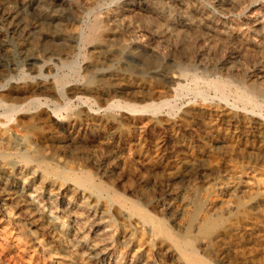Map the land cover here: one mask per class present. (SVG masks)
<instances>
[{
	"label": "rangeland",
	"instance_id": "374dc122",
	"mask_svg": "<svg viewBox=\"0 0 264 264\" xmlns=\"http://www.w3.org/2000/svg\"><path fill=\"white\" fill-rule=\"evenodd\" d=\"M179 1L185 3V2H188L189 0H185V1L179 0ZM198 2L205 9L206 12L208 11L207 13H210L212 15L214 13H216V7H215L213 1L198 0ZM149 3H151V2H149ZM115 4L118 5L117 0H115V1L114 0H97V4L95 6L96 8L94 9V11L96 14L102 15V14L112 10L114 7H116L117 5H115ZM211 5H213V6H211ZM35 6H36V4L33 2V3H31V6L27 9V17L29 19L34 17ZM110 6L113 8H110ZM98 7H99V9H98ZM85 16L82 20L83 22L81 21L78 24L79 25L78 30H79L81 38H78V40H73V41H68V42H64V41L59 40V39L55 40V42H47V41L45 42V40L36 39V38L34 40H33V38L21 39L19 37L13 36L12 34H9L8 32H7L8 33L7 34L6 30L4 31L3 26L0 24V26H1L0 27V34L3 33L0 35V92H1L0 94H2V95L4 94L3 95L4 97L3 98L0 97V99L3 102H6V100L8 101V98L5 97V95L10 93L14 89L13 86H16V85H18L24 81H30V80L35 81L38 79V77H40L39 74H41L42 76L50 74L51 76H54V78L56 80H61L62 82L66 81L65 83H66V86L68 88L74 87L75 85L78 86V84L79 85H88L89 87H95L98 84L101 86L112 85V84L114 86V85L119 84V83L123 84V86H124L123 88L125 90H121V93L117 92L116 94H112L110 96L111 98L110 97L108 98V101H110L109 103H111L113 101L115 104V110H113L110 115H113L116 117L118 116V118H119V114H120L121 109L123 110V109H131L132 108L131 110H133V109L139 110V111L144 110V111H147V113L150 115L151 123H153V124L155 123L154 124L155 128H152L150 131H148L146 133V136L145 135L142 136L143 137V138L141 137L142 139L139 138L138 140H134L129 136L130 133H129V131H127L128 130L127 126L125 124H123L124 122L118 121V123L116 122V125L118 128L116 127V125L113 126L114 128L112 126H110V127L106 128L104 130V132H102V134L99 136L100 138L99 137H96V138L100 140V143H105V141L107 143V141L111 142V141L115 140L118 137V135L120 136V134H121V139L118 142L119 143L118 147L120 148V151H122L121 155L125 156V157H131L133 159H134V157H136L134 159V160H136L139 158L140 155L146 153V156H147L146 160L144 163H142L139 166H137L136 164H135V166L133 165V167H136V168H132L128 172H127V170H129V169H126V168L123 169V167L122 168L120 167L118 170L113 172V175L114 174L115 175L113 176L114 178L113 177L110 178V180H111L110 181L109 178H106L102 174V170H104L105 164L102 166V169L100 168V170H98L95 167L94 168L92 167V169H90L91 167L87 168V167H84L85 164H82L83 161H85V160L90 161L92 158V155L98 154V150H99L98 146H100L99 145L100 143L99 144H98V142L96 143L95 140L91 137L90 138L87 137V141L82 142V144L80 146L81 148L79 147L78 149L72 151L71 154H68V155H58L57 154L56 156L50 158L51 149L49 147H46L40 153H34V152L30 153L29 157L31 159H29V161H24L21 159L19 154L22 153V150H15V151L10 150V149L8 150V148L0 145V193L2 194V196L0 195V264H180V263L181 264H188L189 262L186 260L184 255H182V253H180L176 249L175 245L172 242L173 238H180L184 235V232H183L184 231L183 230L184 225H182V224H185V214L183 212V209H184L183 207H184V201H186V199L188 198L187 194L190 191H191V193H194V190L197 189V193L199 194V196L201 195L200 197L204 198L205 204H206V202H207V204L213 202L216 205H218L219 203H221V197H223V196H221V195H223L222 190H224L226 187H228L229 184H231V183L238 184L239 183L240 185L239 184L236 185L238 187V191H240V188L241 189L243 188L244 191L251 192L252 188L257 187L256 183H255V181H257L256 180L257 178L256 179L252 178L251 177L252 172L249 170H246L243 173V175L239 178L240 180L237 179V182H236V178L228 181L226 178H228V175H230V171H232V168L229 166V163L227 164V163L223 162L224 161L223 156L221 154H219V153H221V150L214 151L212 153L213 155L211 154L212 155L211 158L209 157V159H208V157L204 153H201L199 139L194 134H192L188 130H183V129L181 130V128H179V130H178V128H176V129L174 128L175 131L169 130V129H166L165 127L157 126V124L159 123L160 119L162 120L164 118L169 119L170 123L176 122L178 120V117L180 114V112L178 113V111H180V109L183 106H185L186 104L188 106H195V107L198 106V107H202L204 109L208 108L207 110H216L217 109L216 111H221V107H222L223 102L221 99H218V98H221L222 96H221V93L219 91H216L215 87L224 88V90L226 92L224 99L227 100V103H228L227 106L230 110L232 109L231 111L234 114H237V115H244L245 114L250 119H256V115L258 114L257 117L260 118V116H262V118H264V115H263L264 114V97L256 96L254 94L255 90L253 91L254 88L251 87L250 85H248L250 77H251L250 74L252 75V72H254V71H252L253 69L251 68V66H249V64L247 62H244L243 63V70L239 71L240 73H232V72L227 73L226 71L224 73V70L220 68L221 67V57L220 56L215 58V59L212 58V60L210 59L211 65L209 67H203L199 63L198 59L195 58V54L193 52V51H195V47L193 45H192L193 47L190 45L188 47V49H185V48H181L179 46V44L173 43V42H169V45H167V46L162 45V44H160L161 46H159L158 44H155L153 42V39H150L149 34H151V32H149L147 30L151 27V25L152 26L154 25L153 20L149 17L141 18L140 22H138L141 30L139 29L138 32H135V33L129 35L128 37L127 36L124 37V39L121 40L118 44H115L117 46L113 45L114 47L112 46L111 49L110 48L107 49L101 55V53H99V51H98L99 48L97 47L99 45H97L96 42H91L90 40H88L86 38V36H87L86 28H87L88 24L92 21V17L90 15H85ZM147 16H149V15H147ZM176 20H179V17H176ZM147 21H149V22H147ZM232 21L235 23H240L241 19L235 17V18H233ZM146 27H147V29H146ZM80 30H82L83 33ZM59 41H61V43ZM135 41H137V42H135ZM55 43H57L59 46ZM68 43H70V44H68ZM78 44H79L80 48L78 47ZM4 46H6V47H4ZM76 46L78 47V49L76 48ZM155 46H157L158 48ZM38 47H40V48H38ZM117 47H119L121 50ZM138 47H139V49H138ZM159 47L164 51L162 52V50ZM166 47H167V49H166ZM172 48L175 51H173ZM118 49L120 52L118 51ZM96 50H97V52H96ZM165 50H167V51H165ZM121 51H123V52H121ZM132 52L135 54H133ZM184 52H185V54H187V53L188 54L184 55ZM36 55H37V57H36ZM52 55H54V56H52ZM157 55H158V57L160 55L161 56L158 58ZM62 56H64L65 58ZM74 56H76V57H74ZM175 56H176V58H175ZM146 57H147V59H146ZM170 57H171V59H170ZM186 57L189 59V61H187ZM54 58H57V60L61 59V61H63L62 59H64V61H68V62L72 61L73 63H72V65L70 64L69 66L63 67L59 63H57L56 62L57 60ZM103 60H105V61H103ZM153 60H154V62H153ZM156 60H158V61H156ZM53 61H54V63H53ZM185 61H187L186 64H185ZM212 61H214V62H212ZM196 62H198V63H196ZM147 63H150V64H147ZM148 65H149V68H148ZM36 66H38L40 68L37 67L38 68L37 69ZM70 66H71V68H70ZM101 66L103 68H101ZM46 67H48V68L46 69ZM91 67L93 68V70ZM105 67L107 70L105 69ZM59 68H61V69H59ZM153 68L155 69V72L153 71L154 70ZM49 69H51V70H49ZM157 69L160 71H158ZM34 71H35V74H34ZM91 71H94V72H91ZM208 71L209 72L211 71V72L209 73ZM53 72H55V73H53ZM56 72H58V74ZM94 73L95 74L97 73V74L95 75ZM30 75H31V77H30ZM169 75H170V77H169ZM181 76H182V78H181ZM26 77L29 79H27ZM224 77H226L227 79ZM17 78H19V79H17ZM170 78H172V79H170ZM234 78H235V80H234ZM114 79H116V80H114ZM208 80H209V82H208ZM220 80H223V81H220ZM171 81H173V82H171ZM148 82L151 83L150 84L151 86L149 85ZM230 82H231V84H230ZM145 83H146V85H145ZM135 84H137V85H135ZM1 85H2V87H1ZM140 85L143 87H141ZM180 85H182V86H180ZM3 88H5V89H3ZM157 88L159 89V91H165V92H166V89L172 90L173 94H168V93L166 94L165 93L167 96L164 94L163 95L164 97L163 96L159 97L157 94H155V91ZM213 88L215 89V91ZM237 88H238L239 92L237 91ZM126 89H127V91H126ZM150 89L152 92L150 91ZM158 89H157V91H158ZM129 91H131V92H129ZM138 91H141V92L138 93ZM143 91H144V93H143ZM214 92H216V93H214ZM152 93H154V94H152ZM40 94L41 93H36L35 95L39 98H42V99L45 98L48 102V105L50 104L49 106H51V107H57L58 106L57 108H59V107L62 108L64 103H68L66 108L65 109L63 108L64 111H62V109H61L60 113L57 114L58 115L57 118L59 120L65 119L69 115L70 111H73V109H75V107L78 106L77 102L71 101L73 99V96H71L67 92H65V94H64L65 98L64 97L60 98L61 100L58 99V97L53 96V95H51V96L48 95V96L44 97L43 95H40ZM250 94H252V95H250ZM133 95H136V97H134ZM138 95H139V97H138ZM199 95H201V96L206 95V97L200 96L202 99H199L200 98ZM77 96L82 97L84 99V103L87 107H92L94 109L98 104H101L100 102H102V100H103V99H100L99 97L98 98L97 97H91L84 92L78 93ZM214 96L218 97L217 98L218 101H217V99L216 100L213 99V98H215ZM207 97H208V101H207ZM203 98H204V100H203ZM66 99L67 100L70 99L71 103L67 102ZM164 99L165 100L169 99V101L171 102L170 103L171 106L170 105H168L167 107L162 106L163 107L162 108L160 103L162 101H164ZM86 100H87V102H86ZM12 102H14V103L23 102V99L22 98H16L14 101L12 100ZM72 104H73V106H72ZM199 104H201V105H199ZM173 105H174V108H173ZM219 105H220V107H219ZM150 106H152V107H150ZM155 106H158V107H155ZM235 106L238 108V110ZM234 107H235V110H234ZM116 108H118V109L116 110ZM147 108H150V109L153 108V109L147 110ZM154 108H156V111H154L155 110ZM159 108L162 110L160 111ZM168 108H171V109L168 110ZM149 111L151 112V114L152 113L153 114L151 115ZM102 113L103 112H100L99 115L100 116L106 115L105 113H103V115H101ZM247 113H249V114H247ZM252 113H254V114L252 115ZM65 114H66V116H65ZM164 114L167 116H165ZM168 114L169 115L171 114L170 117ZM0 116L2 117V118L0 117L1 123L5 122L8 127H11L13 125V119L10 120L12 122L11 123L10 121L3 118V116L1 115V112H0ZM8 123H9V125H8ZM155 129H157V130H155ZM117 132H119V133L117 134ZM186 133H187V135H186ZM188 133H191V134H188ZM13 134L9 133L10 137L15 139L17 136L15 134L14 135ZM103 134H104V136H103ZM148 134H150V135H148ZM199 135H202V134L199 133ZM180 136H182V137H180ZM90 139H91V141H90ZM122 139H124V140H122ZM93 140H94V142H93ZM99 140H97V141H99ZM247 140H248V142L250 141L249 143H253L254 141L256 143H258V139L256 137H253L252 134L248 135ZM48 143L49 142L46 141V144H48ZM145 143H147V144L145 145ZM84 144L86 145V147ZM196 144H198V145H196ZM190 145H192V146L190 147ZM197 147H198V149H197ZM85 149L86 150L89 149V150L86 151ZM90 150H92V151H90ZM187 150L189 153L187 152ZM192 150H194L195 152L194 151L192 152ZM123 151H125V152L123 153ZM93 152H95V153H93ZM109 152L110 151L108 150V152H106V154H105L106 156L104 155L103 158L109 156L110 155ZM193 153H195V154H193ZM133 154H134V156H133ZM84 155H85V157H84ZM87 155H89V156H87ZM69 156H71V157H69ZM99 156H100V154L98 155L97 159L99 158ZM213 156H215V157H213ZM36 157L39 158L37 161L34 160ZM76 157H77V159H76ZM83 157H84V159H83ZM86 157H88V158H86ZM100 157H102V155ZM57 158H59V159H57ZM202 158H204V159H202ZM216 158H218V159H216ZM32 160H34V161H32ZM150 160L152 162H150ZM153 160H155L156 162ZM199 160H200V162H199ZM204 160L207 161L208 164H206V162H204ZM209 160H210V163H209ZM157 161H159V162H157ZM49 162H50L51 166H50ZM57 163L59 166L57 165ZM203 163H205L206 165ZM45 164H46V166H45ZM81 164L83 165V167ZM210 164H212V165L210 166ZM225 164H226V166H225ZM79 165H81V166H79ZM106 165L107 166L109 165L108 168H111V170H113L114 166H113V163L111 161L106 162ZM162 166H163V168H162ZM212 166H214V167H212ZM224 166H225V168H224ZM52 167H54V168H52ZM138 167H139V170H138ZM230 168H231V170H230ZM29 169H30V171H29ZM63 169H65V170H63ZM223 169H225L226 171ZM60 170L64 173H62ZM205 170H206V172H204ZM207 170H209V171H207ZM153 171L156 173H154ZM158 171H159V173H158ZM71 172L74 173L76 176L74 174H73L74 175L73 176ZM144 172H145V174H144ZM61 173H62V175H61ZM127 173H128V175H127ZM179 173H181V174H179ZM206 173H207V175H206ZM177 174H179V175H177ZM258 174H259V172H258ZM258 174L256 173L255 176H257ZM248 175H250V176H248ZM127 176H131V178L126 180ZM71 177H73V178H71ZM98 177H99V179H97ZM118 178H120L121 181ZM139 178H141L142 180ZM217 178H218V181L216 180ZM131 179L134 181H132ZM6 180H8V181H6ZM75 180H78V181H75ZM105 180L107 182L108 181L109 182L105 183ZM143 180H145L146 183ZM150 180L152 182H150ZM135 181H137V182H135ZM209 181H211V182H209ZM89 182H91V183H89ZM147 182L149 183V186H148ZM156 183H158V184H156ZM202 183H204V184H202ZM226 183L228 185H226ZM90 184H92L93 186ZM107 184H109V185H107ZM192 184H193L194 188L192 187ZM221 184H222V187H221ZM53 185H54V187H53ZM94 185L96 188L97 187L100 188L103 186V188H101V190L102 189L103 190L102 191L100 190L101 191L100 193L97 192L96 190H94ZM104 185H106V186H104ZM136 185H138V187ZM150 185H152V186H150ZM203 185L205 188L203 187ZM232 185L233 184H231L229 187H231ZM244 185H245V187H244ZM247 185H249L250 187H248ZM120 186H122V187H120ZM139 186H140V188H139ZM262 186H264V185L261 184V187ZM141 187H143V189ZM150 187H151V189H150ZM191 187L194 190H192ZM198 187H199V190H198ZM108 188L110 191L108 190ZM248 188H249V190H248ZM127 189H131L132 191L127 190ZM26 191H28V192H26ZM104 191H107V192H104ZM124 191H125V193H124ZM16 193H18V194H16ZM104 193L105 194L107 193L106 194L107 196ZM121 193H123V194H121ZM132 193H134L135 195ZM181 193L183 195H181ZM191 193H189V195ZM201 193H203V194H201ZM215 193H216V195H215ZM89 194H90V196H89ZM120 194L123 196H121ZM157 194L159 196H157ZM37 195H39V196H37ZM108 195H109V197H108ZM186 195H187V197H186ZM52 196L54 197V199ZM15 197H16V199H15ZM128 197H130V199ZM145 197H149V201L148 200L146 201ZM17 198H18V200H17ZM126 198H128V199H126ZM151 198H153L154 200ZM4 199H6V200H4ZM20 199H21V201H20ZM15 202H16V204H18V205L20 204V205L19 206L16 205ZM125 202H126V204H125ZM131 203H132V205H131ZM154 204H155V206H154ZM138 205H139V207H138ZM141 205L142 206L144 205V206L142 207ZM7 206H9V207H7ZM153 206H154V208H152ZM136 207L138 208V210L136 209ZM16 208H18V209H16ZM38 209H39V211H38ZM172 209H173V211H172ZM181 209H182V211H181ZM23 210H26V211H23ZM27 210H28V213L33 214V216L31 215L32 218L24 217L25 213H27ZM150 210H152V211H150ZM20 211L23 213H21ZM7 212H8V215H7ZM45 212L46 213H49V212L52 213L51 215L54 219L53 222L56 224V225H54V223H52L53 228H50L51 224L48 223V220L45 218V216H44ZM93 212H94V214H92ZM141 212L142 213L144 212V213L142 214ZM181 212H182V214H181ZM40 213H42L43 216H42V214L40 215ZM97 218H98V220H97ZM92 220L93 221L97 220V221H95L96 222L95 223ZM101 220H102V226L104 227V231H105L104 237L102 239L97 236L99 234V231H100V225H98V222ZM37 221L39 223H37ZM58 223H60V224H58ZM156 225H158V226H156ZM48 226H49V228H48ZM160 226H162V227H160ZM58 227H60V228L62 227L63 229L61 228L59 230ZM95 227H96V229H95ZM105 229H107V230H105ZM58 235L60 237H57ZM95 237H96V239H95ZM169 239H171V240H169ZM219 244L221 245V243H219ZM220 245L217 247L218 249H216V250H220L219 252H221V248H219ZM219 252H218V256L220 255ZM91 253H93V255ZM196 257L202 258L204 260L207 259L206 261L210 260L208 262V264H220L221 263V258H220L221 255L218 258L217 257L216 258L209 257V256H207L206 252L198 250ZM211 258H214V259L211 260ZM93 260H94V262H93ZM216 262H219V263H216Z\"/></svg>",
	"mask_w": 264,
	"mask_h": 264
},
{
	"label": "bare ground",
	"instance_id": "6f19581e",
	"mask_svg": "<svg viewBox=\"0 0 264 264\" xmlns=\"http://www.w3.org/2000/svg\"><path fill=\"white\" fill-rule=\"evenodd\" d=\"M210 1H213L214 5L216 7V13H214L213 15L210 14V13H207L208 11L207 12L205 11V9L199 4L198 0H191V1L189 0L188 2H185V3L181 2L179 0H151V1L150 0H117L118 5L115 4V5H117L116 7L113 8V7L110 6V8H113L112 10H110V11L104 13V14L101 13L102 15H99V14H96L95 11H94V9L96 8L95 6L97 4V0H0V24L3 26L4 31L6 30V33L8 32L9 34H12L13 36L19 37L21 39L33 38V40H34L36 38V39L45 40V42L46 41L47 42H55V40L59 39V40H62L64 42H68V41L78 40V38H81L79 30H78V26H79L78 24L83 20L85 15H90L92 17V21L88 24V26L86 28V31H87L86 38L88 40H90L91 42H96L97 45H99V46H97V45L96 46L99 48L98 51L102 55V53L104 51H106L109 48L111 49V47L113 45L118 44L121 40L124 39V37H126V36L128 37L129 35H131V34H133L135 32H138L139 29L141 30L140 25H139L138 22H140L141 18L149 17V18H151L153 20V22H154L153 24L154 25L153 26L151 25V27L149 29H147V27H146V29L149 32H151V34H149V36H150V39H153V42L155 44H158L159 46H161L160 44L167 46V45H169V42H173V43L179 44V46L181 48H185V49H188V47L190 45L191 46L193 45L195 47V51H193L194 54H195V58L198 59L199 63L203 67H209L211 65L212 58L215 59V58L220 56L221 57V67L220 68L224 70V73H225V71L227 73L228 72L240 73L239 71L243 70V63L247 62L249 64V66H251V68L253 69L252 71H254V72H252V75L250 74L251 77H250L248 85H250L251 87L254 88L253 91L255 90L254 94L256 96L264 97V0H210ZM33 2L36 4L35 9H34V17L29 19L27 17V9L31 6V3H33ZM149 2H151V3H149ZM211 6H213V5H211ZM98 9H99V7H98ZM147 15H149V16H147ZM176 17H179V20H176ZM235 17L241 19L240 23H235V22L232 21L233 18H235ZM147 22H149V21H147ZM80 31H82V30H80ZM82 33H83V31H82ZM1 34H3V33H1ZM59 42L61 43V41H59ZM135 42H137V41H135ZM55 44H57V43H55ZM68 44H70V43H68ZM115 46H117V45H115ZM4 47H6V46H4ZM78 47H79V44H78ZM78 47L76 46L77 49H78ZM155 47H157V46H155ZM38 48H40V47H38ZM117 48H119V47H117ZM119 49H118V51H119ZM138 49H139V47H138ZM166 49H167V47H166ZM172 50H173V48H172ZM163 51L164 50H162V52ZM165 51H167V50H165ZM173 51H175V50H173ZM96 52H97V50H96ZM121 52H123V51H121ZM133 54H135V53H133ZM187 54H185V52H184V55H187ZM52 56H54V55H52ZM36 57H37V55H36ZM62 57H64V56H62ZM74 57H76V56H74ZM157 57H158V55H157ZM175 58H176V56H175ZM54 59L57 60V58H54ZM146 59H147V57H146ZM170 59H171V57H170ZM186 59H187V61H189V59L187 57H186ZM62 60L63 61H61V59H60V60H57L56 62L59 63L63 67L69 66L70 64L72 65V63H73L72 61L68 62V61H64V59H62ZM103 61H105V60H103ZM156 61H158V60H156ZM187 61H185V64L187 63ZM153 62H154V60H153ZM212 62H214V61H212ZM53 63H54V61H53ZM196 63H198V62H196ZM147 64H150V63H147ZM37 67L38 66H36V68ZM38 68H40V67H38ZM47 68L48 67H46V69ZM70 68H71V66H70ZM101 68H103V67L101 66ZM148 68H149V65H148ZM59 69H61V68H59ZM105 69H106V67H105ZM49 70H51V69H49ZM92 70H93V68H92ZM153 71L155 72V69ZM158 71H160V70H158ZM91 72H94V71H91ZM53 73H55V72H53ZM56 73L58 74V72H56ZM34 74H35V71H34ZM39 76L40 77H38V79L35 80V81L34 80L24 81V82H21L20 84H18L16 86H13L14 89L10 93L5 95V97L8 98V101L5 99L6 102H3L0 99V112H1V115L3 116V118H5L8 121L13 119V125L11 127H8L5 122H3V123L0 122V145L3 146V147L8 148V150L9 149L10 150H14V151L15 150H22V153L21 154L18 153V154L20 155L21 159L24 160V161H29V159H31L29 157L30 153H33V152L34 153H40L46 147H49L51 149L50 158L56 156L57 154L58 155L71 154L72 151L78 149L81 146L82 142H86L87 141V137L93 138L95 140V142L96 143L98 142V144H99L100 140L97 139L96 137H99L102 134V132H104V130L106 128H108L110 126H112V127L115 126L116 122L118 123V121H123L124 122L123 124H125L127 126V128H128L127 131H129V133H130L129 136L132 139H134V140H138L139 138H141L144 135L146 136V133L148 131H150L152 128H155V125H154L155 123L154 124L151 123L150 115L147 113V111H144V110L143 111L134 110V109L131 110L132 108L130 107L131 109H123V110L121 109V111L119 110L120 111L119 118H118V116L116 117V116L110 115L112 113V111L115 110V104H114L113 101L111 103H109L110 101H108V98L112 94H116L117 92L121 93V90H125L123 88L124 87L123 84L119 83V84H116L114 86H113V84L112 85H106V86H101V85L98 84L95 87H89L88 85H79L78 84V86L75 85L74 87L68 88L66 86V83H65L66 81L62 82L61 80H56L54 78V76H51L50 74L45 75V76H42L41 74H39ZM30 77H31V75H30ZM169 77H170V75H169ZM19 78H17V79H19ZM181 78H182V76H181ZM224 78H226V77H224ZM27 79H29V78H27ZM170 79H172V78H170ZM114 80H116V79H114ZM234 80H235V78H234ZM220 81H223V80H220ZM171 82H173V81H171ZM208 82H209V80H208ZM146 83H145V85H146ZM150 84L151 83H149V85ZM230 84H231V82H230ZM135 85H137V84H135ZM180 86H182V85H180ZM1 87H2V85H1ZM141 87H143V86H141ZM215 88H216V91H219L221 93V96L223 97V98L222 97L218 98V97L214 96L215 98H213L215 100L217 98L222 100L223 104H222V107H221V111H216L217 109L216 110H207L208 108L204 109L202 107L188 106L186 104L187 106L186 105L183 106V107L181 106L182 108L180 109V111H178V113L180 112V114H179L178 120L176 122H173V123L171 122L170 123L169 119L164 118L162 120L160 119V121L157 124V126H162V127H165L166 129H169V130H174V128L175 129L178 128V130H179V128H181V130L182 129L183 130H188L189 132L194 134L199 139L200 149H201L200 151H201V153H204L208 157V159H209V157L211 158V156L213 155L212 153L214 151L221 150V153H219V154H221L223 156V160H224L223 162L227 163V164L229 163V166L232 168V171H230V175H228V178H226V179L229 181V180H232V179L236 178V182H237V179H239L246 170H249V171L252 172L251 173L252 174L251 177L254 178V179L257 178L256 179L257 181H255L257 187L255 186L256 188H252L251 192L244 191L243 188L242 189L240 188V191H238V187L236 185H238L239 183L238 184L231 183V184H233L231 187H229L231 184L228 185L226 183V185H228V187H226L224 190H222L223 191V195H221V196H223V197H221L219 195L221 197V203L216 205L213 202L208 203V204L206 202V204H207L206 205L205 202H204L205 201L204 198L200 197L201 195L199 196V194L197 193V189L194 190L193 189L194 187H193V184H192L193 188L192 187L191 188H192V190H194V193H191V191H190L189 193H191V194L190 195H189V193L187 194L188 198L186 199V201H184V207H183L184 208L183 212L185 214V224H182V225H184V229H183L184 230L183 231L184 235L182 237H180V238H173L172 242L175 245L176 249L180 253H182V255H184V257L186 258V260L190 264H208V262L210 260L206 261L207 259H205V260L202 259L203 258L202 256H201L202 258L196 257V254H197L198 250L206 252L207 256H209V257L216 258L218 256V252L220 251V250H216V249H218L217 247L220 245L219 243H221V245L219 247V248H221V252H219V254L221 255V257H220L221 258V263L220 264H264V186L261 187V184L264 185V118H262V116H260V118L257 117L258 114L256 115V119H250L243 112L242 113L244 115L234 114L231 111L232 109L230 110L228 108L227 100L224 99V96L226 94L224 88H221V87H215ZM3 89H5V88H3ZM157 89L155 91V94H157L159 97H162L165 93L166 94L167 93L168 94H173L172 90H167L166 89V92H165V91H159V89L157 91ZM126 91H127V89H126ZM150 91H151V89H150ZM214 91H215V89H214ZM237 91H238V88H237ZM65 92H67L71 96H73V99L71 101L72 102L73 101L77 102L78 106L75 107V109H73V111H70L69 115L63 120H59L57 118V116H58L57 114L60 113L61 109H62V111H64V109L66 108L68 103H64L62 108L61 107L57 108L58 106L57 107H51V106H49L50 104L48 105V102H47V100L45 98L42 99V98H39V97H37L35 95L36 93H41L40 95H43L44 97L48 96V95H50V96L53 95V96L58 97V99H60V98L64 97ZM80 92H84V93H86L87 95H89L91 97H97V98L99 97L100 99H103V100H102V102L99 101L101 104H98L95 107V109L92 108V107H87L85 105V103H84V99L82 97L77 96L78 93H80ZM129 92H131V91H129ZM139 92H141V91H138V93ZM143 93H144V91H143ZM214 93H216V92H214ZM152 94H154V93H152ZM3 95L0 94V97L3 98L4 97ZM136 95H133V96L136 97ZM250 95H252V94H250ZM200 96L201 95H199V97ZM138 97H139V95H138ZM201 97H206V95L205 96H201ZM201 97L199 99H202ZM16 98H22L23 102H18V103L12 102V100L14 101ZM70 99L69 100L66 99L67 102L71 103ZM218 99H217V101H218ZM203 100H204V98H203ZM207 101H208V97H207ZM86 102H87V100H86ZM170 103L171 102L169 101V99L168 100L164 99V101H162L160 103V105H161V107L162 106H166L167 107L168 105H170ZM73 104H72V106H73ZM199 105H201V104H199ZM150 107H152V106H150ZM155 107H158V106H155ZM219 107H220V105H219ZM235 107H234V110H235ZM173 108H174V105H173ZM117 109L118 108H116V110ZM148 109H150V108H147V110ZM152 109H150V110H152ZM154 109H155L154 111H156V108H154ZM169 109H171V108H168V110ZM161 110L162 109H160V111ZM237 110H238V108H237ZM100 112H103L106 115L105 116H100L99 115ZM103 113L101 115H103ZM150 114H151V112H150ZM247 114H249V113H247ZM253 114L254 113H252V115ZM170 115H169V117H170ZM65 116H66V114H65ZM165 116H167V115H165ZM8 125H9V123H8ZM116 127H117V125H116ZM155 130H157V129H155ZM9 133H12V134L14 133L17 137L15 139H13L12 137H10ZM118 133L119 132H117V134ZM191 133H188V134H191ZM199 133L202 134V135H199ZM249 134H252L253 137H256L258 139V143H256L255 141L254 142L252 141L253 143H249L250 141L248 142V140H247V137H248ZM148 135H150V134H148ZM186 135H187V133H186ZM103 136H104V134H103ZM180 137H182V136H180ZM120 139H121V134H120V136L118 135V137L115 140H113V141L110 140L111 142L107 141V143H106V141H105V143H100L99 144L100 146H98V148H99L98 154L92 155V158H91L90 161L89 160L83 161L82 164H85L84 167H87V168L91 167L90 169H92V167L93 168L95 167L98 170H100V168L102 169V166L105 164V168H104V170H102V174L106 178H109V180H110V178H112L115 175V174L113 175V172L118 170L120 167L121 168L123 167V169L124 168L129 169V170H127V172H128V171H130V169L136 168V167H133V165L135 166V164H136L137 166H139V165H141L142 163L145 162L146 157H147L146 153L142 154L140 156L138 155L139 158L136 159V160H134L136 157H134V159H133L131 157L122 156L121 155L122 151H120V148L118 147V144H119L118 142L120 141ZM94 140H93V142H94ZM97 140H99V141H97ZM122 140H124V139H122ZM46 141H48L49 143L46 144ZM90 141H91V139H90ZM146 144L147 143H145V145ZM192 145H190V147ZM196 145H198V144H196ZM85 147H86V145H85ZM197 149H198V147H197ZM88 150H86V151H88ZM108 150L110 151L109 152L110 155L105 157V158H103V156L106 154V152H108ZM90 151H92V150H90ZM193 151L194 150H192V152ZM124 152L125 151H123V153ZM187 152H188V150H187ZM93 153H95V152H93ZM99 154H100V156L102 155V157L99 156V158L97 159ZM193 154H195V153H193ZM87 156H89V155H87ZM133 156H134V154H133ZM69 157H71V156H69ZM84 157H85V155H84ZM84 157H83V159H84ZM213 157H215V156H213ZM86 158H88V157H86ZM38 159L39 158L36 157L34 160L37 161ZM57 159H59V158H57ZM76 159H77V157H76ZM202 159H204V158H202ZM216 159H218V158H216ZM34 160H32V161H34ZM109 161H111L113 163V166H114L113 170H111V168H108L109 165L108 166L106 165V162H109ZM153 161H155V160H153ZM50 162H49V164H50ZM150 162H152V161L150 160ZM157 162H159V161H157ZM199 162H200V160H199ZM204 162H206V164H208L207 161L204 160ZM58 163H57V165H58ZM209 163H210V160H209ZM203 164H205V163H203ZM212 164H210V166ZM81 165H79V166H81ZM45 166H46V164H45ZM50 166H51V164H50ZM225 166H226V164H225ZM225 166H224V168H225ZM82 167H83V165H82ZM212 167H214V166H212ZM52 168H54V167H52ZM162 168H163V166H162ZM231 168H230V170H231ZM30 169H29V171H30ZM63 170H65V169H63ZM138 170H139V167H138ZM223 170H225V169H223ZM207 171H209V170H207ZM204 172H206V170ZM258 172H259V174H258ZM62 173H64V172H62ZM62 173H61V175H62ZM154 173H156V172H154ZM158 173H159V171H158ZM207 173H206V175H207ZM256 173L258 174L257 176H255ZM73 174L74 173H72V175ZM144 174H145V172H144ZM179 174H181V173H179ZM179 174H177V175H179ZM127 175H128V173H127ZM250 175H248V176H250ZM71 178H73V177H71ZM130 178H131V176H127L126 180L130 179ZM97 179H99V177ZM118 179L120 180V178H118ZM139 179H141V178H139ZM216 180L218 181V178ZM6 181H8V180H6ZM75 181H78V180H75ZM132 181H134V180H132ZM143 181H145V180H143ZM91 182H89V183H91ZM106 182L107 181L105 180V183ZM135 182H137V181H135ZM150 182H152V181L150 180ZM209 182H211V181H209ZM145 183H146V181H145ZM156 184H158V183H156ZM202 184H204V183H202ZM90 185H92V184H90ZM95 185H94V190H96L97 192L100 193L103 190V189L101 190V188H103V186L100 187V188H98V187L96 188ZM107 185H109V184H107ZM104 186H106V185H104ZM122 186H120V187H122ZM136 186L138 187V185H136ZM148 186H149V183H148ZM150 186H152V185H150ZM247 186L250 187L249 185H247ZM53 187H54V185H53ZM203 187H204V185H203ZM221 187H222V184H221ZM244 187H245V185H244ZM139 188H140V186H139ZM141 188L143 189V187H141ZM150 189H151V187H150ZM108 190H109V188H108ZM127 190L132 191L131 189H127ZM198 190H199V187H198ZM248 190H249V188H248ZM26 192H28V191H26ZM104 192H107V191H104ZM124 193H125V191H124ZM16 194H18V193H16ZM121 194H123V193H121ZM132 194H134V193H132ZM201 194H203V193H201ZM0 195L2 196L1 193H0ZM181 195H183V194L181 193ZM187 195H186V197H187ZM215 195H216V193H215ZM37 196H39V195H37ZM89 196H90V194H89ZM121 196H123V195H121ZM157 196H159V195L157 194ZM108 197H109V195H108ZM128 198L130 199V197H128ZM128 198H126V199H128ZM145 198H146V201L147 200L149 201V197H145ZM15 199H16V197H15ZM53 199H54V197H53ZM151 199H153V198H151ZM4 200H6V199H4ZM17 200H18V198H17ZM20 201H21V199H20ZM15 204H16V202H15ZM125 204H126V202H125ZM16 205H18V204H16ZM131 205H132V203H131ZM154 206H155V204H154ZM154 206L152 208H154ZM7 207H9V206H7ZM138 207H139V205H138ZM18 208H16V209H18ZM136 209L138 210L137 207H136ZM23 211H26V210H23ZM38 211H39V209H38ZM150 211H152V210H150ZM172 211H173V209H172ZM181 211H182V209H181ZM21 213H23V212H21ZM41 214L42 213H40V215ZM51 214L52 213H50V212L49 213L45 212L44 216L48 220V223L51 224L50 228H53L52 223H54L53 222L54 219H53ZM92 214H94V212ZM181 214H182V212H181ZM7 215H8V212H7ZM31 215L33 216V214L28 213V210H27V213H25L24 217L32 218ZM42 216H43V214H42ZM97 220H98V218H97ZM97 220H95V221H97ZM95 221H93V222H95ZM37 223H39V222L37 221ZM58 224H60V223H58ZM54 225H56V224L54 223ZM98 225H100V231H99V234L97 236L102 239L104 237V234H105L104 227L102 226V220L98 222ZM156 226H158V225H156ZM160 227H162V226H160ZM48 228H49V226H48ZM61 228L58 227L59 230ZM95 229H96V227H95ZM105 230H107V229H105ZM57 237H60V236L58 235ZM95 239H96V237H95ZM171 239H169V240H171ZM91 254L93 255V253H91ZM214 258H211V260L214 259ZM93 262H94V260H93ZM216 263H219V262H216Z\"/></svg>",
	"mask_w": 264,
	"mask_h": 264
}]
</instances>
